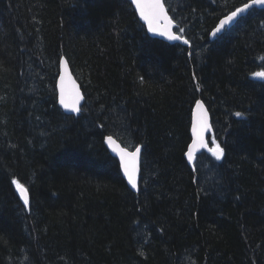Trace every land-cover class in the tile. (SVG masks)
<instances>
[{
  "label": "trees",
  "instance_id": "obj_1",
  "mask_svg": "<svg viewBox=\"0 0 264 264\" xmlns=\"http://www.w3.org/2000/svg\"><path fill=\"white\" fill-rule=\"evenodd\" d=\"M251 1L166 0L187 47L129 0H0V264H264V9L212 37ZM63 58L77 115L58 102ZM199 100L223 156L193 168ZM108 137L143 148L139 193Z\"/></svg>",
  "mask_w": 264,
  "mask_h": 264
},
{
  "label": "water",
  "instance_id": "obj_2",
  "mask_svg": "<svg viewBox=\"0 0 264 264\" xmlns=\"http://www.w3.org/2000/svg\"><path fill=\"white\" fill-rule=\"evenodd\" d=\"M131 2L133 3L140 20L146 26L147 32H148V34L151 37L161 39V40H163V41H165V42H167L169 44L180 43L181 45L190 47V43L189 42L187 44L184 43V41L186 39L180 38L179 40H170L168 38V35H160V33L162 31H164L165 28H167V31L170 32L172 35L179 36L174 31L175 24L171 20V17L169 16L168 11H167L165 6H164L165 15L168 17L169 20H171V25L169 26L167 21H165V20H162V19L161 20H157L153 24V30L149 31L148 23L140 16V12H139V9L136 7L135 0H131ZM155 2H156V0H140V3H144V4L155 3ZM160 2L163 4L162 0H160ZM248 5H250V7L248 9H246V11L244 13H237V16L234 17L232 21H230L227 25H225L223 28H221V31L217 32L215 36H213V34H212V37H216L217 35H221L224 32L226 27H232L240 18H242L243 16H246L250 10H252L254 8H258V9L264 8V3L256 4V3H253V1H251V2L248 3ZM228 17L223 18L222 20L227 19ZM218 27H220V22H219V24L217 25L216 28H218ZM216 28L213 30V32L216 30ZM77 94L78 93L74 92V91H67L64 94H62V96L59 98L60 105L62 106L63 111L66 114H71V113L75 112V111L71 110L72 107H73V103L74 102H75V107L77 109L79 108L80 96H79V100H76ZM62 98L64 99L65 103L67 104V107L65 106L64 103H61V99ZM199 102L201 104V107L197 108V106L195 105L194 109H193V125H192V129H191L192 143L190 144V146L188 148V152L186 153V158H187L190 166L193 167V168H194V164H195V161H196V155L201 153L204 150H208L209 149L208 137L210 135H213V128H212V124H211V117H210L209 110H208V108L206 107L205 103L202 100H199ZM202 124H206L207 125V127H206V129H205V131L203 133V135H204V145L203 146L199 145V143L197 142V134L200 132ZM194 129H195V132H194ZM194 144H196L195 148H193ZM109 149L111 150L112 154L115 157H118L119 160H120V156H119V152L120 151H116V150H114L111 147H109ZM138 149H139V152L136 153V172H135V179H136V184H137L136 188H133L132 185L130 184V182L128 180V177L124 174L123 166L121 165L122 172H123V174H124V176H125V178L127 180V183L129 185V187L136 193H139V190H140L139 183H140V172H141V160L139 161V158L141 157V153H142V149L141 148H138ZM189 152L192 153L191 159L189 158V155H188ZM120 163H121V161H120ZM24 194L27 195L26 192ZM27 198H28V196H27Z\"/></svg>",
  "mask_w": 264,
  "mask_h": 264
},
{
  "label": "snow or ice",
  "instance_id": "obj_3",
  "mask_svg": "<svg viewBox=\"0 0 264 264\" xmlns=\"http://www.w3.org/2000/svg\"><path fill=\"white\" fill-rule=\"evenodd\" d=\"M136 7L139 9L140 16L148 23L149 26V31L153 30V24L157 20H165L167 21L168 25H171V20L168 19V17L165 15V9H164V4L160 2V0H156L155 3H140V0H135ZM253 3L256 4H261L264 3V0H253ZM250 5L247 3L244 5L242 8H238L236 11H234L231 16H229L227 19L221 20L220 21V27L216 28V30L212 33L213 36L216 35L217 32L221 31V28H223L225 25H227L230 21L233 20L234 17L237 16V13H244L246 9H248ZM179 31H183V29H179ZM160 35H168V38L170 40H179L180 37L176 35H172L170 32L167 31V28H165L164 31L160 33ZM185 44L188 43L187 40L184 41ZM257 76H264V73H256ZM63 90V89H62ZM76 100H79V95L77 94ZM61 103H64L65 106L67 107V104L65 103L64 99H61ZM197 108L201 107V104L199 101L196 102ZM72 111H78V109L75 107V102L73 103V107L71 109ZM237 117H240L242 114L240 112L235 113ZM207 125L202 124L200 132L197 134V142L199 145L203 146L204 145V131L206 129ZM195 132V129H194ZM108 142L112 143V138H108ZM214 143V141H213ZM196 147V144L193 145V148ZM212 155L215 156L216 160H220L222 155H223V149L217 145L214 149L211 150ZM139 152V149H136V152H126L124 149H121L119 152L120 156V161L121 165L123 166L124 169V174L128 177V180L130 184L132 185L133 188H136V179H135V172H136V153ZM189 158L191 159L192 153H188ZM13 183L17 185V188L21 191L23 198H24V203L25 205L28 204V198L27 195L24 193L26 192V189L23 188L21 184H19L16 180H13Z\"/></svg>",
  "mask_w": 264,
  "mask_h": 264
},
{
  "label": "bare ground",
  "instance_id": "obj_4",
  "mask_svg": "<svg viewBox=\"0 0 264 264\" xmlns=\"http://www.w3.org/2000/svg\"><path fill=\"white\" fill-rule=\"evenodd\" d=\"M132 4V6L134 7L133 3L130 2ZM135 8V7H134ZM242 8V7H241ZM245 17V16H243ZM139 18V16H138ZM241 19V18H240ZM140 20V18H139ZM140 22L142 23V21L140 20ZM143 24V23H142ZM220 36V35H219ZM260 79H263L264 76H259ZM63 89V90H62ZM67 91H74V92H77L80 96V105H79V108H78V111H75L74 113H71V114H68V115H77L79 114V112L81 111V108L83 106V103H84V94H83V91L81 89V86L80 84L78 83V80L76 79L71 67H70V64L68 62V60L66 58H63L62 62H61V72H60V77L58 79V83H57V92H58V102H59V105H60V101H59V98L62 96V94H64L65 92ZM60 107L62 108V106L60 105ZM63 110V108H62ZM193 125V123H192ZM109 138V137H108ZM108 138L105 140V144L107 146V149L108 151L111 153V155L116 158L119 163H120V160L118 157H115L111 150L109 149V147L113 148L114 150L116 151H120L121 149H124L126 150L127 152L129 153H132V152H136V149L138 148H141L142 149V153H143V148L140 146L134 150H130V149H127L125 148L121 143H119L116 139L112 138V143H109L108 142ZM192 143V142H191ZM190 146V145H189ZM209 149H214V148H211V146L209 145ZM188 152V151H187ZM142 153H141V157L139 158V161L141 160V164H142ZM198 157V156H197ZM187 159V158H186ZM197 160V159H196ZM188 161V160H187ZM189 163V162H188ZM190 165V164H189ZM195 166V164H194ZM120 167H121V163H120ZM122 171V169H121ZM123 174V172H122ZM124 176V174L122 175ZM125 178V176H124ZM140 179H141V172H140ZM126 180V178H125ZM127 182V180H126ZM128 184V183H127ZM129 186V185H128ZM139 187H140V183H139ZM24 188V187H23ZM25 189V188H24ZM20 191V190H19ZM140 191V190H139ZM21 192V191H20ZM22 194V193H21Z\"/></svg>",
  "mask_w": 264,
  "mask_h": 264
}]
</instances>
